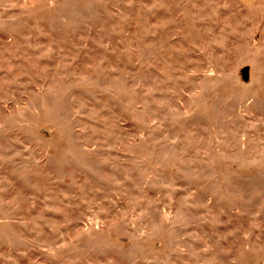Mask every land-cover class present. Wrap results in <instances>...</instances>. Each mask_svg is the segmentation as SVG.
I'll return each mask as SVG.
<instances>
[{
    "label": "rangeland",
    "instance_id": "rangeland-1",
    "mask_svg": "<svg viewBox=\"0 0 264 264\" xmlns=\"http://www.w3.org/2000/svg\"><path fill=\"white\" fill-rule=\"evenodd\" d=\"M0 264H264V0H0Z\"/></svg>",
    "mask_w": 264,
    "mask_h": 264
},
{
    "label": "water",
    "instance_id": "water-1",
    "mask_svg": "<svg viewBox=\"0 0 264 264\" xmlns=\"http://www.w3.org/2000/svg\"><path fill=\"white\" fill-rule=\"evenodd\" d=\"M241 74H242V79L244 81H247L248 78H249V72H248V67H243L241 70H240Z\"/></svg>",
    "mask_w": 264,
    "mask_h": 264
}]
</instances>
